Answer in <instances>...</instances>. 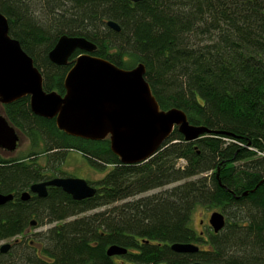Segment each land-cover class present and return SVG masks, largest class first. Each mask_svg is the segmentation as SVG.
I'll return each mask as SVG.
<instances>
[{"label": "trees", "instance_id": "obj_1", "mask_svg": "<svg viewBox=\"0 0 264 264\" xmlns=\"http://www.w3.org/2000/svg\"><path fill=\"white\" fill-rule=\"evenodd\" d=\"M0 12L46 92L65 96V78L83 52L65 66L49 53L64 35L82 37L97 46L94 56L119 68L143 64L161 110L178 108L191 125L209 130L187 142L175 129L147 162L124 165L109 138L68 136L55 119L35 115L28 96L2 105L29 149L0 152V193L14 196L0 206V241L15 239L0 252V264H117L119 257L136 264H264V0H0ZM70 151L106 172L88 181L96 195L76 201L49 187L45 198L22 200L34 184L73 177L62 169ZM197 206L222 212L225 228L201 236L190 226ZM32 221L51 226L34 241L27 238ZM177 243L200 251L176 253ZM111 246L128 252L109 257Z\"/></svg>", "mask_w": 264, "mask_h": 264}, {"label": "water", "instance_id": "obj_2", "mask_svg": "<svg viewBox=\"0 0 264 264\" xmlns=\"http://www.w3.org/2000/svg\"><path fill=\"white\" fill-rule=\"evenodd\" d=\"M108 26L120 31L113 21L108 22ZM96 49L97 46L85 38L62 36L49 53L54 64L65 66L76 50L83 53L65 78V96L48 93L43 88V76L34 60L20 42L10 36L8 20L0 12V104L9 105L28 96L32 112L55 119L57 127L68 136L90 141L109 138L112 152L124 165L147 162L170 140L175 129L187 142H194L209 133L205 127L191 125L187 115L178 108L161 110L145 79L143 64L130 70L122 69L94 56ZM20 139V133L0 112V150L14 153ZM49 187L61 188L76 201L92 198L97 193V189L84 179L57 177L32 185L21 198L28 201L32 194L45 198ZM13 200V195L0 193V206ZM209 224L218 234L226 226V216L214 211ZM35 225L32 221L31 226ZM11 248L12 243H7L0 246V252L7 254ZM171 249L179 254L200 251L196 244L177 243ZM127 252L119 246L107 250L109 257L124 256Z\"/></svg>", "mask_w": 264, "mask_h": 264}, {"label": "rangeland", "instance_id": "obj_3", "mask_svg": "<svg viewBox=\"0 0 264 264\" xmlns=\"http://www.w3.org/2000/svg\"><path fill=\"white\" fill-rule=\"evenodd\" d=\"M0 112H2V105L0 104ZM3 113V112H2ZM21 139L19 142V146L18 149L14 152V153H8L5 151H1V154L4 156H17L19 154H23L26 153L27 150L29 149V141L25 138H23L20 135ZM41 163L43 165H45L46 161L42 158L41 159ZM184 162L181 161L180 165H183ZM62 169L64 172L70 174L71 176L75 177V178H80V179H84L86 181H98L101 180L102 178H104V176L106 175V172L104 171H99L96 170L95 168H93L88 159L80 152L77 151H70L68 152V156L62 166ZM173 186H168L162 189H158L155 191L150 192L149 194H154V193H158L161 192L163 190H167L172 188ZM108 207H103V208H99L97 211L100 210H105ZM214 211H218V210H214V209H209V208H205L202 206H197L195 208V210L193 211L192 214V218H191V223L190 226L196 231L198 232L201 236L205 237L208 234V231L212 230L210 224H209V219L211 214ZM51 226L47 225L44 227H37V225L35 226H30L28 229V236L27 238L29 240H35V234L39 233V232H43L46 231L47 229H49ZM25 239V238H24ZM15 239H11V240H4V241H0V246L5 245L7 243H13ZM17 240L23 241V238L21 236L17 237ZM37 248L39 247L38 245H35ZM115 261L117 264H136V263H132L129 262L121 257L119 258H115Z\"/></svg>", "mask_w": 264, "mask_h": 264}]
</instances>
